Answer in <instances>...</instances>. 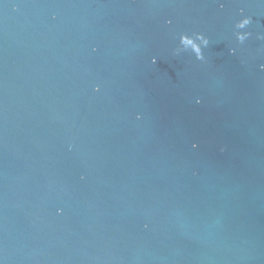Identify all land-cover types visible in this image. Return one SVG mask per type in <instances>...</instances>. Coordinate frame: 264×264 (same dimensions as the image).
I'll return each mask as SVG.
<instances>
[{"label":"water","instance_id":"obj_1","mask_svg":"<svg viewBox=\"0 0 264 264\" xmlns=\"http://www.w3.org/2000/svg\"><path fill=\"white\" fill-rule=\"evenodd\" d=\"M261 35L264 0H0V262L264 264Z\"/></svg>","mask_w":264,"mask_h":264},{"label":"clouds","instance_id":"obj_2","mask_svg":"<svg viewBox=\"0 0 264 264\" xmlns=\"http://www.w3.org/2000/svg\"><path fill=\"white\" fill-rule=\"evenodd\" d=\"M220 8H223V4L220 5ZM14 10L15 6H14ZM240 16L241 18L238 19L233 26V34L235 37V41L237 44L239 45H243L245 43L246 40L249 39V37L252 35V33L250 31H247L246 29L248 28V26L252 23V17L250 16H245L243 14V9L240 10ZM53 19H55V16H53ZM167 24H171L172 21L168 20L166 21ZM258 39H264V35L258 36ZM209 45V38L203 33V32H193L191 34L188 33H181L179 35V47H175L173 50V54L174 55H180L182 52H186V51H190L195 55V59L196 61H205V55L203 50L205 48H207ZM93 51H95V49H93ZM230 52L232 54H235L236 49L235 48H231ZM152 63L155 64L156 63V58L153 57L152 58ZM260 70L264 71V64H261L260 66ZM96 92L100 91V87L99 85L95 86V88L93 89ZM200 101L197 100V103H199ZM142 117L137 114L136 119L139 120ZM193 148L197 147L196 144L192 145ZM72 150V146L69 145V151ZM193 175H196L195 172H193ZM81 179H84L83 176H81ZM63 213V209H57V215H61ZM145 228L148 227L147 224L144 225ZM0 264H2V262H0Z\"/></svg>","mask_w":264,"mask_h":264}]
</instances>
